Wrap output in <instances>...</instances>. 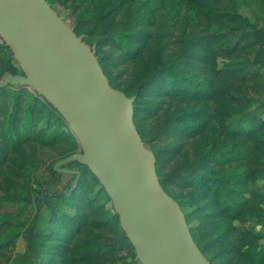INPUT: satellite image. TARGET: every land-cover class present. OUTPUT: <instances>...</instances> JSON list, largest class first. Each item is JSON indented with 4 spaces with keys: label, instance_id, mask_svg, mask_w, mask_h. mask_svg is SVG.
Listing matches in <instances>:
<instances>
[{
    "label": "trees",
    "instance_id": "trees-1",
    "mask_svg": "<svg viewBox=\"0 0 264 264\" xmlns=\"http://www.w3.org/2000/svg\"><path fill=\"white\" fill-rule=\"evenodd\" d=\"M48 1L54 6L68 0ZM75 1L81 4L75 6L74 11L83 7L81 18L86 19L83 24L74 26L76 33L84 35L82 29L90 28L87 38L92 45L84 40L90 46L96 45L97 56L112 86L129 97H136L135 124L156 155L162 186L180 204L200 249L214 264H264V246L261 245L264 223L260 220L264 219V181H261L264 180V101L243 102L239 92L241 81L250 75L254 77L255 72L232 61L243 35L248 33L261 48L255 53L252 65L264 66V28L254 27L249 19L226 7L228 0H143L147 8L139 14L132 8V3L138 0ZM85 2L88 6L83 5ZM153 7L158 8L157 14ZM162 7L167 11L164 17L160 14ZM121 15L124 16L120 18ZM247 28L252 29L240 32ZM5 49L0 58V79L6 72L22 73L13 52L7 46ZM117 53L119 59L136 64L132 77L122 82H118L120 78L113 76L111 70ZM218 57L229 58L230 63L220 68ZM7 89H0V93L7 95ZM164 95L180 98L181 102L187 100L190 104L188 107L179 104L174 111L167 109L168 112L161 115L151 101ZM23 98L22 93H15L0 101V170L5 166L14 169L16 157L27 158V146L35 141L49 145L66 140L72 150L60 159L78 152L74 148L80 149V146L68 124L46 99L34 96L35 104L23 106ZM215 100L219 104L212 111L210 104ZM48 108L55 112L58 120L52 119L46 127H37V114ZM150 120L157 122L152 129L146 126ZM214 122L220 128L213 125ZM64 127L68 132L65 136ZM177 138L183 140L182 143H178ZM192 141L198 143L193 162L187 147ZM179 156L183 157L181 164L169 163ZM73 163L82 167V175L77 187H74V176L72 187L63 196L76 200L68 205L74 209L71 215L57 213L61 217L58 216V222H51L55 224L50 235L56 237L69 232L59 250L72 262L70 264H80V259L95 254L97 238L90 224L106 203L102 208L95 205L104 199L111 205L112 202L88 167ZM52 170L57 173L54 167ZM87 173L99 185L100 195L86 204L90 209L88 213H81L79 202L84 199ZM111 208L112 216L104 212L103 219L117 223L119 235L131 247L132 264H141L121 228L119 216L113 206ZM238 221L251 225L241 227ZM35 228L33 224L30 232L37 239L40 234ZM45 249L47 246L43 247ZM230 254L238 256L237 262L227 258ZM58 257L53 259L51 255V260L61 263L63 258ZM37 260V264H42L41 253Z\"/></svg>",
    "mask_w": 264,
    "mask_h": 264
},
{
    "label": "water",
    "instance_id": "water-1",
    "mask_svg": "<svg viewBox=\"0 0 264 264\" xmlns=\"http://www.w3.org/2000/svg\"><path fill=\"white\" fill-rule=\"evenodd\" d=\"M0 37L22 73L6 72L0 89H32L64 118L78 152L58 160L87 166L119 216L141 264H214L196 243L180 204L161 184L157 158L135 124L136 97L114 88L97 56L48 0H0Z\"/></svg>",
    "mask_w": 264,
    "mask_h": 264
},
{
    "label": "rangeland",
    "instance_id": "rangeland-1",
    "mask_svg": "<svg viewBox=\"0 0 264 264\" xmlns=\"http://www.w3.org/2000/svg\"><path fill=\"white\" fill-rule=\"evenodd\" d=\"M79 4H81V1L68 0L67 2L62 1L59 5H54V8L61 16H64L70 26L74 27L77 24L86 22V19L81 18L83 7L78 12L74 11L75 6ZM88 4V2L83 3L84 6H88ZM225 6L249 19L254 27L259 29L264 28V0H228ZM132 8L134 11H139L135 12L139 14L147 6L143 0H138L132 3ZM153 10L157 14L156 10L158 8L153 7ZM185 11L184 9L183 14L186 13ZM160 14L163 17L167 14L164 7L160 9ZM123 16L121 15L120 18ZM89 29V27L82 29L84 32L83 36L92 45V41L87 38ZM251 29H241L240 32L246 31L247 33ZM5 46L0 47V58L4 56V52L6 51ZM173 46L174 44H172ZM260 50L261 48L256 38L247 33L243 35L240 45H238V50L233 56L232 61L240 63L242 67H247L255 72L254 77L250 75L248 79L241 81L242 85H240L241 90L239 92L245 100H243L244 103H247V100L250 101L253 99L264 101V66L252 65L255 53ZM114 58V66H112L111 70L113 76L120 78L118 82L132 77L136 70L134 69L136 64H130L123 61V59H119V53L114 55ZM225 63H230L229 58L218 57V67L222 68ZM236 86L238 87V85ZM5 92L7 95L0 93V101L4 96L9 99L15 93H22L24 96L22 100L23 106L31 105V103L35 104L32 97H40L34 90H24L21 87H8ZM181 100L180 98H172L169 95H164L162 98H152L151 103L156 108H159L161 115H165L168 112L167 109L174 111L179 104H182L183 107L189 106L190 103L187 100L183 102ZM11 103L13 104V102ZM216 104H219L217 100L212 101L210 104L212 111ZM54 114L55 112L50 108L45 112L43 111L37 114V118L39 119L37 127H46L48 121H52V119L58 120L57 118L59 117ZM164 117L162 116V118ZM156 125L157 122L155 120H150L146 123L149 129H152ZM213 125H217L220 128L217 122H214ZM62 130L64 131V136L68 135L65 127ZM172 138L174 139V137ZM175 140L178 143H182L183 141L179 140V138ZM233 142L236 143L238 140L233 139ZM197 146V141H192L187 146L191 162L195 159ZM74 149L75 151H79L77 147ZM26 150L28 154H25V156L27 158L18 155L15 159V164H13L14 169L5 166L0 170V264H37V255L40 253L42 255V264H70L72 262L67 261V256L59 250L66 243L69 232L64 231L61 236L52 237L50 235V229L55 224H51L52 221L58 222L61 217L60 215L63 214L71 215L73 212L71 209H74L68 205L76 200L67 199V195L63 196V193L72 187L74 176L58 172L54 173L52 170L56 161L69 153L72 150V146L63 139H60L55 144L49 145H43L35 141L32 142L31 146H27ZM176 161L181 164L183 157H174L169 163L172 165ZM67 168L83 170L76 163L69 164ZM261 181L264 180L262 179ZM84 185V199L79 202V210L81 213H88L90 209L86 204L94 196L100 195V191L99 185L89 173H87ZM175 191L176 193L178 192V190ZM54 194L58 195V197L52 198ZM179 194L187 195L185 191H179ZM104 203H106L104 209H100V212L93 216L92 224H90L92 232L95 234V238H97L95 254L93 256L87 255L84 259H80V264H132L134 260L131 247L119 235L117 223L113 220L105 222L103 219V215L111 214L112 216L111 203L104 199L100 203L98 201L95 206L102 208ZM59 212L62 214H57ZM260 220L264 223L262 217ZM33 224L36 226L37 233L40 234V237L37 239L30 232ZM237 225L247 227L251 223L238 221ZM77 235L78 237L80 236V234ZM43 236L45 238H42ZM48 245L51 247L49 248ZM261 245L264 246V240L261 241ZM45 246H47V249L43 250ZM51 255H53V259L56 257L59 259L58 255H61L63 261L61 263L59 262L60 260L58 262L52 261ZM227 258L232 259L234 263L238 260V256L234 254L228 255Z\"/></svg>",
    "mask_w": 264,
    "mask_h": 264
},
{
    "label": "built area",
    "instance_id": "built-area-1",
    "mask_svg": "<svg viewBox=\"0 0 264 264\" xmlns=\"http://www.w3.org/2000/svg\"><path fill=\"white\" fill-rule=\"evenodd\" d=\"M5 45V43H4V41L2 40V38L0 37V47H2V46H4Z\"/></svg>",
    "mask_w": 264,
    "mask_h": 264
}]
</instances>
